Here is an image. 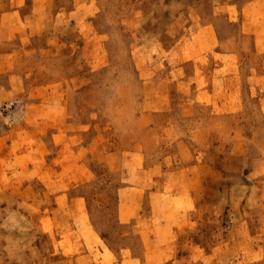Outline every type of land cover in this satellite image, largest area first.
<instances>
[{
	"label": "crops",
	"instance_id": "crops-1",
	"mask_svg": "<svg viewBox=\"0 0 264 264\" xmlns=\"http://www.w3.org/2000/svg\"><path fill=\"white\" fill-rule=\"evenodd\" d=\"M200 2L191 10L209 11L216 23L202 14L194 20L199 50L193 57H205L207 66L193 70L183 113L196 123L187 129L174 118L166 132L157 114L167 106L148 103L151 80L144 71L134 127L112 130L118 117L102 126L95 116L79 126L69 101L95 82L87 41L75 48L59 28L39 42L44 34L30 23L23 27L16 5H0V264H148L133 249L122 254L90 221L95 160L112 174L122 172L125 220L142 214L135 191L148 190L155 228L191 231L190 245L175 242L174 258L162 264H215L219 250L234 253L235 264H264V141L253 149L241 124L243 74L249 93H264V0ZM90 10L83 4L67 11L77 16L76 30L96 12ZM60 13L56 24H63ZM220 15L226 21H217ZM197 105L209 110L205 118H197ZM220 114L229 118L227 130L215 129ZM211 231L227 232L222 246L211 242Z\"/></svg>",
	"mask_w": 264,
	"mask_h": 264
},
{
	"label": "rangeland",
	"instance_id": "rangeland-1",
	"mask_svg": "<svg viewBox=\"0 0 264 264\" xmlns=\"http://www.w3.org/2000/svg\"><path fill=\"white\" fill-rule=\"evenodd\" d=\"M199 1L204 2V0H0V5L10 9L16 5L25 20L23 27L30 23L38 32L42 31L44 34L39 35V42H44L42 36L47 35L46 32L59 28L67 41H75L73 44L75 48L78 43L87 41L85 58L95 67V82L73 94L69 101L71 105L69 113L77 121L81 120L78 122L79 126L95 116L99 117L102 126L109 120L115 121V117H118L112 130L118 128L121 131L126 126L134 127L136 118L142 111L144 71L149 73L151 80L146 91L148 103L151 107L155 103L167 106V109L161 110L160 113H147V116L152 120L151 123H154L156 114L160 116L161 131L166 132L167 126L168 131L169 126H172L171 121L174 118L183 122L182 125L187 129L196 123L194 117L189 118L183 113L187 111L183 107L187 105L193 92L191 90V94L186 93L194 79L193 70L197 66L204 69L207 66L205 57L197 59L193 57L199 50L194 37L196 32L194 20L199 19L198 16L202 14L204 20L209 19L210 22L216 23L209 11L191 10V4ZM83 4L91 10L95 9L96 12L85 23L79 25L80 30H76L77 25L73 23L77 16L73 17L76 14L67 11ZM59 12L62 14L60 13L61 18L58 19L62 20L63 24H56ZM217 21L222 23L226 20L220 15ZM233 29L236 30V26ZM222 31L224 30L221 28ZM80 49L82 51V46ZM246 65L244 61L242 68L244 73ZM182 75L191 77L183 83ZM243 78L246 80L245 74ZM245 80L243 82L246 85V109L241 113V124L248 133L251 146L256 149L257 141H264V93L261 96L249 93ZM152 82H155V85ZM196 109L199 111L197 118L200 116L205 118L209 112L204 105H197ZM228 123L229 118L221 114L214 120L217 131L227 130ZM170 134L175 135V129ZM168 144L166 142L165 146ZM125 145L127 147L129 142ZM90 163L97 169V176L90 181L92 186L89 187L95 189L91 191L95 192V204L90 221L99 225L110 242L123 251L122 254L130 252L127 250L130 248L137 255L143 256L148 264H162L165 260L174 258L175 251L171 250V246L175 242L180 243L181 249L190 245L191 231H159L155 228L157 224L150 217L152 205L148 190L135 191L136 196L143 198V203L137 205L143 207L142 214L128 221L121 217V207L126 211L127 206L120 202L122 195H125V189L120 190L123 183L122 172L112 174L104 163L98 160ZM77 173L75 171V175ZM77 181V178H73L70 184H76ZM95 182L98 183L97 186H93ZM73 189L78 190V187ZM211 233V242L222 246L227 232ZM235 257L232 252L219 250L216 252L215 264H235L229 261V258L237 261Z\"/></svg>",
	"mask_w": 264,
	"mask_h": 264
}]
</instances>
